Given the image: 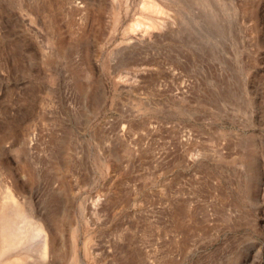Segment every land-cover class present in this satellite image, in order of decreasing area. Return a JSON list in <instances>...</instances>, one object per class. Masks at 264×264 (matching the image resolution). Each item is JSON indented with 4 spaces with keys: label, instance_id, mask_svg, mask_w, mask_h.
<instances>
[{
    "label": "rangeland",
    "instance_id": "1",
    "mask_svg": "<svg viewBox=\"0 0 264 264\" xmlns=\"http://www.w3.org/2000/svg\"><path fill=\"white\" fill-rule=\"evenodd\" d=\"M140 1L0 0V190L66 215L21 263L264 264V0H169L131 50Z\"/></svg>",
    "mask_w": 264,
    "mask_h": 264
},
{
    "label": "bare ground",
    "instance_id": "2",
    "mask_svg": "<svg viewBox=\"0 0 264 264\" xmlns=\"http://www.w3.org/2000/svg\"><path fill=\"white\" fill-rule=\"evenodd\" d=\"M168 1L169 0H141L139 5V9H140L139 12L138 11H137L138 13L134 12L135 14L133 16L132 21H130L124 28V35L121 43L125 44L126 47L132 48L131 50H133V48L135 50V48L144 45V43L147 41H153L158 38L165 37L170 33L172 34L174 30V26H173L174 20L171 19L172 18L171 16L173 14H171L170 10L166 6V3ZM131 33H133L135 36L130 35ZM119 71L118 70L116 71L117 72L116 79L118 80L119 83L122 82L127 83V82H131L130 79H132V73L136 72L137 74L141 72V69H135V71L133 72L121 71V70ZM1 187L2 189L0 191L2 195H0V264H22L21 263L22 260L27 259L24 258L27 255L26 253H24L26 250L25 251L21 250L23 253L17 251L18 249H20V247L25 245V243L28 240H30L31 242L34 239L32 238L34 237L33 231L36 230L46 232L45 234L46 241L44 239L45 241L44 245L38 241L41 244L38 247L42 246V250L39 249L38 252L39 253L41 252V254L45 257L49 250L52 254L59 253L60 256L64 258L66 254L65 252L60 251L61 248L59 249L58 247L57 238L55 233L52 232L51 226H54L55 231H59L61 227V221L63 222L66 219L65 217L66 215L65 216L63 215L64 218L61 219L55 218L52 220L51 217V220L53 221L51 222L40 209H34L31 206H28V208H26L25 201L30 199L32 195L31 194L32 190L31 189L27 190V187L29 186H27L25 183H19L17 180L13 179L12 181L8 182V184L6 185L5 183H3ZM61 189L65 193H70V188L65 183V181L61 182ZM36 233L38 232L36 231ZM33 244L31 245L29 244V245L32 248H34L35 246ZM29 247L28 250L31 248ZM32 248L30 250H33ZM24 249L25 248H23V250ZM34 250H36V248H34ZM13 251H16L17 253L14 252L15 255H12L11 253ZM33 251L30 252L32 253ZM42 255L41 256L37 255L41 257V258L39 257L40 260L43 257ZM31 257L28 259L30 260L33 259V257L32 258ZM45 259L47 258L45 257ZM77 260L76 263H78ZM23 262H24L23 264H25V261Z\"/></svg>",
    "mask_w": 264,
    "mask_h": 264
}]
</instances>
